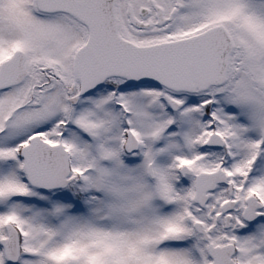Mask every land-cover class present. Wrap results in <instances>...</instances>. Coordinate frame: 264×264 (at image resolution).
<instances>
[{"label": "snow or ice", "instance_id": "6c2138e0", "mask_svg": "<svg viewBox=\"0 0 264 264\" xmlns=\"http://www.w3.org/2000/svg\"><path fill=\"white\" fill-rule=\"evenodd\" d=\"M0 264H264V0H0Z\"/></svg>", "mask_w": 264, "mask_h": 264}]
</instances>
